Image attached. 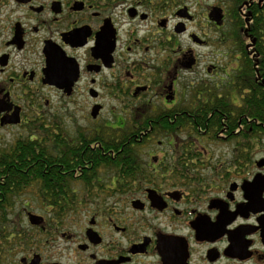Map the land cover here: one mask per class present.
Returning <instances> with one entry per match:
<instances>
[{
  "label": "flooded vegetation",
  "instance_id": "obj_1",
  "mask_svg": "<svg viewBox=\"0 0 264 264\" xmlns=\"http://www.w3.org/2000/svg\"><path fill=\"white\" fill-rule=\"evenodd\" d=\"M0 264H264V0H0Z\"/></svg>",
  "mask_w": 264,
  "mask_h": 264
},
{
  "label": "trees",
  "instance_id": "obj_2",
  "mask_svg": "<svg viewBox=\"0 0 264 264\" xmlns=\"http://www.w3.org/2000/svg\"><path fill=\"white\" fill-rule=\"evenodd\" d=\"M15 172H11V176H13ZM21 174L19 178L25 181V179L33 178V174ZM59 175H55V180L51 183H47L46 185L42 186L43 189H46L48 191H51L54 194H63L65 192V189L70 187L69 184H67V181L64 180L63 177H57ZM37 178L40 179H45L48 180L45 176H43V172L38 171L37 172ZM5 192L4 194L6 195H11V194H19L23 189V185H12V184H7L5 187ZM6 205L9 204L10 202L8 201V198H6L5 202Z\"/></svg>",
  "mask_w": 264,
  "mask_h": 264
},
{
  "label": "rangeland",
  "instance_id": "obj_3",
  "mask_svg": "<svg viewBox=\"0 0 264 264\" xmlns=\"http://www.w3.org/2000/svg\"><path fill=\"white\" fill-rule=\"evenodd\" d=\"M55 101H54V106H55V108H59L60 109V113H64L63 112V110H64V108H62L61 107V105L58 103V101H59V99L58 98H55L54 99ZM60 105V106H59ZM106 113V112H105ZM33 206H34V210L36 209L37 211H40L41 210V208H40V206H41V204L40 203H36L35 202V204H33ZM18 210H19V207H18Z\"/></svg>",
  "mask_w": 264,
  "mask_h": 264
}]
</instances>
